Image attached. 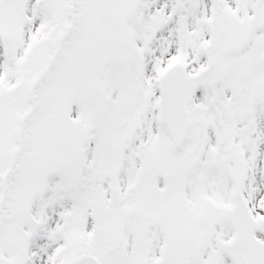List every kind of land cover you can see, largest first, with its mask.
I'll use <instances>...</instances> for the list:
<instances>
[{
    "label": "snow or ice",
    "instance_id": "snow-or-ice-1",
    "mask_svg": "<svg viewBox=\"0 0 264 264\" xmlns=\"http://www.w3.org/2000/svg\"><path fill=\"white\" fill-rule=\"evenodd\" d=\"M0 264H264V0H0Z\"/></svg>",
    "mask_w": 264,
    "mask_h": 264
}]
</instances>
